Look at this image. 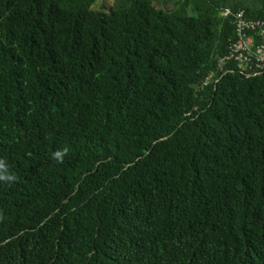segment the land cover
<instances>
[{"label":"trees","instance_id":"16d2710c","mask_svg":"<svg viewBox=\"0 0 264 264\" xmlns=\"http://www.w3.org/2000/svg\"><path fill=\"white\" fill-rule=\"evenodd\" d=\"M95 2L0 0V264H264V0Z\"/></svg>","mask_w":264,"mask_h":264},{"label":"built area","instance_id":"2783aa9c","mask_svg":"<svg viewBox=\"0 0 264 264\" xmlns=\"http://www.w3.org/2000/svg\"><path fill=\"white\" fill-rule=\"evenodd\" d=\"M233 23L236 39L230 44L227 53L221 57L220 65L223 66L232 60L246 69L241 70L245 76L258 75L264 69V17L250 18L241 12L235 16ZM256 36L258 42H255ZM212 77L213 73L209 79Z\"/></svg>","mask_w":264,"mask_h":264},{"label":"clouds","instance_id":"9594fccd","mask_svg":"<svg viewBox=\"0 0 264 264\" xmlns=\"http://www.w3.org/2000/svg\"><path fill=\"white\" fill-rule=\"evenodd\" d=\"M68 148H61L51 154V158L57 163H63L64 157L68 154ZM18 177L14 175L5 159L0 158V182L11 185L17 182ZM2 218V217H0Z\"/></svg>","mask_w":264,"mask_h":264},{"label":"rangeland","instance_id":"374dc122","mask_svg":"<svg viewBox=\"0 0 264 264\" xmlns=\"http://www.w3.org/2000/svg\"><path fill=\"white\" fill-rule=\"evenodd\" d=\"M116 0H96L94 4L95 10L109 11V8L115 4ZM156 8L167 10L170 4H162V0H154L153 2Z\"/></svg>","mask_w":264,"mask_h":264}]
</instances>
